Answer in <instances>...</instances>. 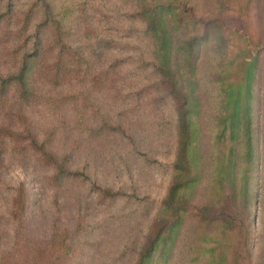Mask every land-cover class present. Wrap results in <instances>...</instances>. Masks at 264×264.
I'll list each match as a JSON object with an SVG mask.
<instances>
[{"label": "trees", "instance_id": "obj_1", "mask_svg": "<svg viewBox=\"0 0 264 264\" xmlns=\"http://www.w3.org/2000/svg\"><path fill=\"white\" fill-rule=\"evenodd\" d=\"M116 1L123 8L115 2L104 7L106 0H79L58 9L50 0H0V264L85 263L82 256L88 251L78 244L90 230L87 200L82 203L81 191L73 190L84 184L85 170L96 172L106 156L118 165L113 164L114 170L129 168L128 153L136 150L129 120L120 111L113 116L100 111L97 100L100 88L117 77L116 59L106 63L104 56L114 40L108 37L115 30L110 22L120 15L144 23L154 70L176 115L166 191L139 244L124 245L123 251L135 250L131 264H253L255 217L249 179L258 149L254 100L260 55L251 52L254 37L246 18L258 1L217 0L219 12L208 17L195 16L190 0ZM99 14L100 26L92 28L91 17ZM77 28L83 36L100 29L95 60L80 43L70 42ZM204 51L210 54L205 87L198 73ZM209 85L216 89L208 129L215 154L210 150L204 158L203 93ZM122 89L112 84L110 100H118ZM139 97L143 105L147 99ZM124 128L131 129L126 136ZM14 166L28 171L39 190L53 197L54 210L43 218L47 227L39 236L28 235L30 192L25 181L10 185L5 178ZM199 184L203 200L193 205ZM94 186L99 206L133 201L123 187ZM130 187L136 189L134 183ZM60 196L67 202L60 203ZM147 206L138 202V215L144 216ZM190 216L196 219L195 227L180 245L183 222ZM120 260L112 262L124 264Z\"/></svg>", "mask_w": 264, "mask_h": 264}, {"label": "rangeland", "instance_id": "obj_2", "mask_svg": "<svg viewBox=\"0 0 264 264\" xmlns=\"http://www.w3.org/2000/svg\"><path fill=\"white\" fill-rule=\"evenodd\" d=\"M50 1L58 9L61 5L69 2L77 3L79 0ZM255 1H258V4H253L249 12L247 10L246 18L247 30L254 37L251 52L252 54L258 52L260 55V79L256 90L257 95L254 100L255 134L258 139V149L255 167L251 171L249 179V186L251 188V199L254 200L252 209L255 217L252 263L264 264V8L263 0ZM113 2H115V6L123 8L122 3L116 0H106V2L101 4L104 7H110L113 5ZM188 6L197 17L213 16L220 10L217 0H190ZM123 16H117L110 22V25H113L115 30L113 32L111 30L108 37L114 40L105 49L108 56H104L106 63L111 61V59H116L114 74L117 77L110 82L109 86L104 85L103 88H100L99 99L97 100L100 103V111L110 116L116 115L120 111L122 113L121 116L129 120L134 131L135 140L137 141L135 144L136 150H131L132 153H128L129 168L114 170L113 164L118 165L111 162L112 159L106 156V159L104 158L98 164L96 172H92L89 167L85 170L84 175L86 179L83 182L84 184H81V187L79 185L75 186L73 190L75 194L78 190L81 191L84 197L82 203H85L87 200L85 204L88 210L86 217L90 230L83 237L84 241L78 244V246L88 251V253L82 256V259L85 261L84 264H114L112 262L113 258L119 256L121 258L120 261L124 264H131L133 262L135 250H123L126 245H138V241L147 231L151 218L155 214L158 203L163 197L169 183L171 164L175 153L176 115L173 100L161 87L159 75L154 70V59L151 55V39L144 33V23L141 20L136 16ZM91 19L92 28L98 24L100 26V14L97 18L92 16ZM107 24L109 25V22ZM108 30L109 28H107ZM72 37L73 40L70 39L72 44L80 43L81 48L91 60L96 59L97 54L100 53V29L91 30L89 34L83 36V33L77 28L73 30ZM115 42L118 43V47L114 45ZM208 54L209 52L206 53L204 51L198 67L203 87L206 86L204 83L205 79L209 78L207 67L210 64V62L208 63L210 54ZM92 65L93 67H97L94 63ZM112 84L123 88L120 95L123 100H119L120 97L115 102L110 100L112 97L109 98L108 96L110 95ZM131 87L132 93L130 91ZM206 91L205 96L203 93L204 119L202 138L204 149H206L204 158L209 157L207 154L212 150L210 148L211 131L209 133L208 129L210 119L214 115L215 109L214 102L212 101H214L213 92L215 93L216 89L209 85L206 87ZM126 92L128 94L125 99ZM139 96L147 99L143 105ZM149 99L150 103H148ZM129 102H131L130 105L133 108L129 107L127 116L126 109L128 111ZM128 132H131V129L125 130L124 128L122 135L126 136ZM122 141L125 140L122 139ZM228 143L226 141L225 145ZM239 147L241 149L242 145H239ZM212 148V153L215 154V148ZM119 151L120 148L118 147L117 155ZM83 161L79 162V165H83ZM5 178L6 180L10 179V185H14L20 180L25 181L30 192L29 206L25 216L31 230V233L28 235L31 237L39 236L42 233V229L47 227V223L43 222V218L46 215H50L54 210L53 197L49 191L42 193L39 190V182L33 180L28 171H24L16 166L10 168ZM94 183L116 190L119 187H123V191L131 195L133 201L124 204V200L119 199L111 205H104L101 202L99 206L95 203L96 192H94V189L96 187ZM132 183L136 186L135 190L130 187ZM196 192L197 194L192 198L193 205H197L203 200V196H201V184L198 185ZM68 201H72L71 196L68 197ZM59 202L65 203L67 201L60 196ZM138 202H147L148 211L144 216L138 215V211H136L135 206ZM62 206L65 207L64 205ZM195 221L196 219L191 216L184 220L178 241L180 245L183 243L184 237L185 239L187 238L186 234L194 229ZM135 224L136 226H134ZM10 242H12V239H10ZM2 243L4 246L6 245L5 240H2ZM119 251L123 253L121 254ZM171 264H174L173 261H171Z\"/></svg>", "mask_w": 264, "mask_h": 264}]
</instances>
